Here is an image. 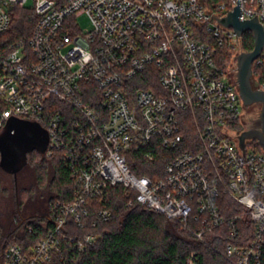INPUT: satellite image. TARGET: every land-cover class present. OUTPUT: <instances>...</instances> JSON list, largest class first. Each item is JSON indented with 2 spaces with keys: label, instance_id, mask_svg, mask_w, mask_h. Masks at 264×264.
I'll list each match as a JSON object with an SVG mask.
<instances>
[{
  "label": "built area",
  "instance_id": "built-area-1",
  "mask_svg": "<svg viewBox=\"0 0 264 264\" xmlns=\"http://www.w3.org/2000/svg\"><path fill=\"white\" fill-rule=\"evenodd\" d=\"M237 5L239 20L264 27V0H0V35L12 7L36 17L27 40L0 39V128L11 117L39 123L47 156L60 152L74 183L69 202L51 204L45 236L26 249L9 243L4 264L72 260L95 242V219L110 218L116 186L199 241L223 242L227 264H260L264 149H242L234 133L244 105L231 64L243 34L218 22ZM223 47L231 64L220 62ZM136 154L162 165L135 175Z\"/></svg>",
  "mask_w": 264,
  "mask_h": 264
},
{
  "label": "trees",
  "instance_id": "trees-1",
  "mask_svg": "<svg viewBox=\"0 0 264 264\" xmlns=\"http://www.w3.org/2000/svg\"><path fill=\"white\" fill-rule=\"evenodd\" d=\"M54 1L62 5L67 0ZM35 21L36 17L30 9L12 7L10 25L0 39L4 43L16 39L27 40ZM252 49L253 36L250 32H244L241 50L249 52ZM220 54L221 64L230 62L232 50L223 47ZM252 71L255 80L264 84V65H253ZM3 109L0 101V113ZM33 156L38 160L29 167L28 161ZM157 160L158 157L151 164H146L136 154L128 160V164L135 175L151 176L150 168L162 165ZM38 184H44L47 192L44 196L45 212H32V215L20 218L21 211L24 213L28 206L27 202L22 203L19 191ZM73 189L74 183L60 152L47 156L46 152L40 154L33 151L27 155V166L16 177L0 168V264H4L3 255L9 243L26 249L45 236L52 227L49 218L51 204L69 202ZM227 203L234 207L230 201ZM106 207L111 212L110 218L107 221L95 219V228L87 230L95 234V242L75 254L72 260L55 264H227L223 242L213 241L215 237L211 234L205 236L208 242L199 241L193 233L182 229L178 222L139 204L133 191L121 186L111 188ZM236 208L233 209L237 211ZM260 264H264V249Z\"/></svg>",
  "mask_w": 264,
  "mask_h": 264
},
{
  "label": "water",
  "instance_id": "water-1",
  "mask_svg": "<svg viewBox=\"0 0 264 264\" xmlns=\"http://www.w3.org/2000/svg\"><path fill=\"white\" fill-rule=\"evenodd\" d=\"M240 9L232 11L219 19L225 28H232L238 36L250 32L253 36V49L241 52L236 57V83L244 106L260 104L259 128L249 129L238 135L240 147L247 140H255L264 149V91L256 89L257 82L252 79V63L264 49V27L257 18L239 20ZM49 137L47 131L37 122L11 117L0 128V168L14 177L27 166V155L33 151L44 154Z\"/></svg>",
  "mask_w": 264,
  "mask_h": 264
},
{
  "label": "rangeland",
  "instance_id": "rangeland-1",
  "mask_svg": "<svg viewBox=\"0 0 264 264\" xmlns=\"http://www.w3.org/2000/svg\"><path fill=\"white\" fill-rule=\"evenodd\" d=\"M25 6L28 8H31L32 3L30 1H28L25 4ZM75 21L82 30H86V29L91 28L89 19L86 15H79V16L75 17ZM234 61L231 59L229 64H231ZM234 63H236V62H234ZM234 63L231 64V67H234L236 69V66ZM223 80L227 82L228 81L227 76H224ZM260 109H261L260 104L243 106L241 117L234 127V133L239 134L240 132H242L244 130L247 131L248 129L259 128ZM251 141H252V143L250 144V147H248L249 150H250L251 146L256 147V141L255 140H251ZM37 160H38V158L36 156L30 157V159L28 161L29 167H31L32 163L37 162ZM44 184L43 185L38 184V186H34V185L29 186V187L27 186V188L25 187L26 189L19 191V193H20L19 197H20L22 203L27 202V206H28L27 209L24 211V213H23V211H21L22 214H21L20 218H25L26 216L32 215L33 214L32 212H35L34 214H42L45 212L46 203H45V197L44 196L47 192L45 191ZM38 194H40V196H38Z\"/></svg>",
  "mask_w": 264,
  "mask_h": 264
},
{
  "label": "flooded vegetation",
  "instance_id": "flooded-vegetation-1",
  "mask_svg": "<svg viewBox=\"0 0 264 264\" xmlns=\"http://www.w3.org/2000/svg\"><path fill=\"white\" fill-rule=\"evenodd\" d=\"M255 129H257V128H255ZM248 130H249V129H248ZM244 131H246V130H244ZM244 131H242V132H244ZM242 132H240V133H242ZM240 133H239V134H240Z\"/></svg>",
  "mask_w": 264,
  "mask_h": 264
}]
</instances>
